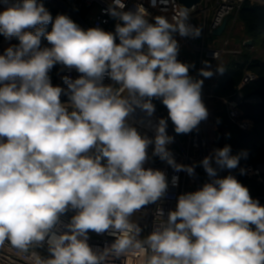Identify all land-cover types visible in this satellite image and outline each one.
Segmentation results:
<instances>
[{
  "label": "clouds",
  "instance_id": "9594fccd",
  "mask_svg": "<svg viewBox=\"0 0 264 264\" xmlns=\"http://www.w3.org/2000/svg\"><path fill=\"white\" fill-rule=\"evenodd\" d=\"M3 3L0 35L19 43L0 54V245L8 240L27 251L47 237L51 256L37 257L36 264H106L110 254L130 247L154 253L144 264H264V206L235 176L218 175L247 155H233L227 145L201 161L209 182L181 194L166 223L144 241L133 243L129 235L131 215L168 186L163 172L144 167L153 141L127 122L134 106L152 116V100H161L177 134L208 117L203 80L189 75L195 65L177 59L173 34L200 35L184 23L187 13L176 24L165 16L150 22L142 6L125 11L124 0H112L105 12L118 23L109 32L84 30L66 15L53 19L38 0ZM42 37L50 47H41ZM57 64L78 77L64 75L66 87L53 85L49 73ZM204 64L199 75L212 77ZM106 77L119 87L104 84ZM166 128L167 120L159 119L153 155L194 175L193 166L177 164L167 150L173 138ZM69 209L76 214L59 231ZM89 231L115 240L97 253Z\"/></svg>",
  "mask_w": 264,
  "mask_h": 264
},
{
  "label": "built area",
  "instance_id": "2783aa9c",
  "mask_svg": "<svg viewBox=\"0 0 264 264\" xmlns=\"http://www.w3.org/2000/svg\"><path fill=\"white\" fill-rule=\"evenodd\" d=\"M59 9L69 12L79 18L76 11L78 9L87 10V22L81 21L84 30L91 27H100L105 31L114 32L115 25L118 21L106 14L105 10L112 3V0H49ZM126 5L125 11H135L136 8L142 6L146 10V18L152 22L156 16H165L170 23L176 24L178 20L183 19L179 14L187 13V19L184 23L192 25L200 29L198 37H181L178 33H174V38L178 41V57L181 62L194 64V68H190L189 75L193 79H202L203 85L201 89V99L205 107H208V117L202 120L195 129L189 133L177 134L175 126L168 117V110L159 99H153L155 112L152 116H148L146 112L135 107V110L129 114L127 122L135 127L142 136H147L153 141L148 151V160L145 168H153L164 173L167 182V189L159 200L154 204L150 203L140 210L134 212L129 218L130 223L134 226L131 231L130 238L135 241H144L146 237L155 228L166 223L169 211L175 210L178 197L181 194L192 192L188 190L189 182L196 189H200L204 183L209 182V177L205 172L201 161L210 154L214 149L220 148L216 138L218 123L216 112L220 108L224 111L230 123L242 131H250L253 128V121L245 116L243 105L246 103H258L257 97L248 98L244 94V89L258 79L256 73L247 70L240 84L232 94H218V89L225 75V67L223 62L226 56L242 54L243 49L235 46L230 38L232 37L236 22L239 20L238 15L245 3L264 7V0H200V2L192 7H186L180 0H124ZM155 4V6H152ZM234 17L233 26L229 30V18ZM174 17L176 19H174ZM228 20L227 26L221 35H216V31ZM249 40L244 38L245 42ZM3 42V41H2ZM17 40L12 45H17ZM252 47V46H251ZM7 47H3L0 43V54L4 53ZM210 65L213 75L210 78H204L199 75V70L205 67L204 62ZM223 68L224 72L217 71ZM70 75L73 79L78 77L75 70L69 72L63 68L62 76ZM61 76V77H62ZM106 85H112L113 89L119 87L107 77L103 81ZM60 86L66 87L60 78ZM126 95V93H125ZM69 103V102H63ZM72 108L69 107V111ZM167 120L166 132L173 139L166 145L167 150L171 153L172 158L177 164L194 167V175L190 176L185 171H175L166 161L159 156L153 155L154 139L156 135V126L159 119ZM226 138L227 135L225 134ZM95 154V149L89 153ZM215 166V165H213ZM241 169L245 170L241 174ZM233 175L236 179L249 189L253 199L259 200L264 206V163L256 166L238 165L236 169H225L218 172L219 177ZM178 177L176 186L172 184V178ZM77 210L69 209L62 214L58 225L59 231H67L63 225L70 222L71 217L76 214ZM163 212V215L161 214ZM253 228L255 226H252ZM139 229L137 232L136 229ZM56 231V229H53ZM112 230L110 229L109 232ZM109 232L97 234L89 231L88 244L97 253L102 252L109 247L115 240V237ZM47 237L44 242L39 245L33 243L28 246L27 251H23L13 247L8 240L0 245V264H36L37 257L40 259L50 258L51 253L48 250ZM147 248V245H144ZM154 253L151 250L142 251L135 247H130L123 254L116 256L110 254L106 264H144Z\"/></svg>",
  "mask_w": 264,
  "mask_h": 264
},
{
  "label": "trees",
  "instance_id": "16d2710c",
  "mask_svg": "<svg viewBox=\"0 0 264 264\" xmlns=\"http://www.w3.org/2000/svg\"><path fill=\"white\" fill-rule=\"evenodd\" d=\"M44 4L51 13L53 19L57 15H66L84 29L81 21L67 11L59 9L49 0H38ZM82 21L87 22V10L76 11ZM239 21L244 26L245 37L255 42L262 39L264 50V7L245 3L238 15ZM51 23L47 25V31H51ZM253 44V45H254ZM41 47H50L48 41L42 37ZM249 48V46H247ZM253 52V51H251ZM225 75L217 90L218 94L229 95L234 92L243 79L245 72L250 70L257 74L258 79L244 89L246 97H257L258 103H246L243 105L245 116L253 121V128L250 131H242L232 125L224 111L220 108L216 112L218 130L216 138L220 148L230 146L233 155L246 152L241 157L239 165L256 166L264 163V59L254 56L252 53L243 51L242 54L228 55L223 62ZM63 66L57 64L50 71L49 76L53 85H60ZM227 135L225 138L224 135Z\"/></svg>",
  "mask_w": 264,
  "mask_h": 264
},
{
  "label": "rangeland",
  "instance_id": "374dc122",
  "mask_svg": "<svg viewBox=\"0 0 264 264\" xmlns=\"http://www.w3.org/2000/svg\"><path fill=\"white\" fill-rule=\"evenodd\" d=\"M233 23H234V17L231 16L229 18V30L233 26ZM242 26H243L242 23L238 20L236 22V26L234 28V31H233V34L230 40L235 46L242 47L243 51L245 50L247 52L252 53L256 57H260L261 59H264V50L262 49V39L255 42V44L252 47L247 48V46H244L245 34H244V29H242ZM206 109L208 111V107H206ZM188 190L194 192L198 189H196V187L189 182Z\"/></svg>",
  "mask_w": 264,
  "mask_h": 264
},
{
  "label": "water",
  "instance_id": "95a60500",
  "mask_svg": "<svg viewBox=\"0 0 264 264\" xmlns=\"http://www.w3.org/2000/svg\"><path fill=\"white\" fill-rule=\"evenodd\" d=\"M186 7H192L193 5H196V4H198L199 2H200V0H180ZM73 15V14H72ZM75 18H77L75 15H73ZM77 19H79V18H77ZM227 22H228V20H226L225 22H224V24L216 31V35H221L222 34V32L224 31V29L226 28V26H227ZM2 41H3V36L2 35H0V43H2ZM253 44H254V42H253V40H247L246 42H245V46H249V47H251V46H253ZM61 101H62V103L63 102H69L68 101V97L67 96H65V95H62L61 96Z\"/></svg>",
  "mask_w": 264,
  "mask_h": 264
},
{
  "label": "crops",
  "instance_id": "0c3cea01",
  "mask_svg": "<svg viewBox=\"0 0 264 264\" xmlns=\"http://www.w3.org/2000/svg\"><path fill=\"white\" fill-rule=\"evenodd\" d=\"M6 5L3 3V0H0V11H3L5 9ZM243 25V24H242ZM242 29H244V26H242ZM17 40L16 39H12V40H6L3 37V42H2V46L3 47H10L12 46V44H14ZM62 76V75H61Z\"/></svg>",
  "mask_w": 264,
  "mask_h": 264
}]
</instances>
